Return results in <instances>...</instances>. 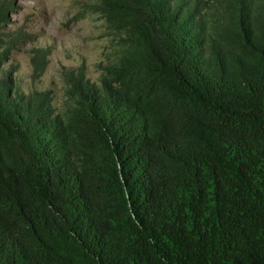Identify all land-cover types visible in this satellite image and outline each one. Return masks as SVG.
Returning <instances> with one entry per match:
<instances>
[{
	"label": "trees",
	"instance_id": "1",
	"mask_svg": "<svg viewBox=\"0 0 264 264\" xmlns=\"http://www.w3.org/2000/svg\"><path fill=\"white\" fill-rule=\"evenodd\" d=\"M88 5L117 48L58 108L0 36V264H264V0Z\"/></svg>",
	"mask_w": 264,
	"mask_h": 264
},
{
	"label": "rangeland",
	"instance_id": "2",
	"mask_svg": "<svg viewBox=\"0 0 264 264\" xmlns=\"http://www.w3.org/2000/svg\"><path fill=\"white\" fill-rule=\"evenodd\" d=\"M5 1L8 8L0 21V36L9 34L10 47L1 66L11 69V78L23 91L50 88L55 108L63 98L61 68L83 62L86 76L96 80L101 66L113 57L117 36L89 7L90 0H0V5ZM36 46L48 53L42 73L33 77L29 57Z\"/></svg>",
	"mask_w": 264,
	"mask_h": 264
}]
</instances>
